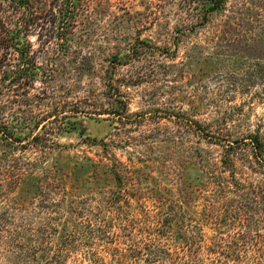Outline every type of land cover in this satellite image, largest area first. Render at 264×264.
<instances>
[{
  "label": "rangeland",
  "instance_id": "374dc122",
  "mask_svg": "<svg viewBox=\"0 0 264 264\" xmlns=\"http://www.w3.org/2000/svg\"><path fill=\"white\" fill-rule=\"evenodd\" d=\"M188 1L77 0L68 46L31 37L17 111L48 132L0 160V264L46 236L66 264H264V150L235 144H264V0Z\"/></svg>",
  "mask_w": 264,
  "mask_h": 264
},
{
  "label": "trees",
  "instance_id": "16d2710c",
  "mask_svg": "<svg viewBox=\"0 0 264 264\" xmlns=\"http://www.w3.org/2000/svg\"><path fill=\"white\" fill-rule=\"evenodd\" d=\"M227 1L205 0L207 13L222 11ZM188 3L190 4L191 0ZM76 8L77 0H0V53L3 55L0 59V143L3 147L8 148L0 158L1 170L3 171L10 172V167H13L9 163L10 155L16 154L18 150L24 152L33 150L32 147L44 140V136L48 132V127L45 124H41V122L32 124L31 118H28L27 115L23 116L21 112L17 111L27 104L28 99H25L28 91L35 88L37 72L39 71L36 66L25 65L32 54L35 55V52L31 50L33 46L31 37L37 36L42 43L43 41L61 40L63 46H68L69 35L75 24ZM207 13H205V19ZM9 56H18L21 60L16 68L11 66ZM112 61L111 71L104 79L106 80L105 87L108 90L106 96L110 98L113 90L112 70L113 73H116V69L123 65V59L120 55L115 56ZM114 90L120 97L118 101L123 104L126 115L128 112L127 102L121 100L122 97L117 87ZM5 96L8 97L7 101L3 100ZM14 106L18 108L16 109ZM8 113H12L10 116L13 119L12 122L7 118ZM106 114L111 115V113ZM208 137L211 141L215 139L210 133H208ZM247 139H250V142H247ZM247 139H236L235 144L243 142L247 146L250 145L254 152L260 155L264 150L260 136L249 135ZM230 148L234 149L233 146ZM226 155L225 164L230 165L231 154L227 152ZM14 181L19 183L15 179ZM15 182L7 181V183L12 184V187ZM41 208L42 210L47 209L46 206ZM3 221L8 223L7 219ZM1 230H4L3 226H0ZM51 238L50 236L43 237V246L35 245L29 248L30 257L34 261L33 264H66L62 245L67 243L68 238L63 237L57 248L51 246ZM19 256V260H24L26 255L22 253Z\"/></svg>",
  "mask_w": 264,
  "mask_h": 264
}]
</instances>
